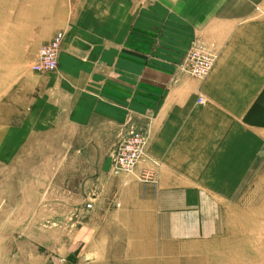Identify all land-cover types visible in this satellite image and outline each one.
Masks as SVG:
<instances>
[{"label": "crops", "instance_id": "crops-1", "mask_svg": "<svg viewBox=\"0 0 264 264\" xmlns=\"http://www.w3.org/2000/svg\"><path fill=\"white\" fill-rule=\"evenodd\" d=\"M6 9L17 10L7 24L38 45L64 33L57 69L32 74L24 117L27 137L48 134L49 152L81 165L79 176L46 183L49 206L66 211L52 223L60 236L48 264H210L225 203L264 163V0H17ZM197 37L217 53L204 79L178 67ZM131 127L149 136L135 175L150 169V182L109 173Z\"/></svg>", "mask_w": 264, "mask_h": 264}, {"label": "rangeland", "instance_id": "rangeland-1", "mask_svg": "<svg viewBox=\"0 0 264 264\" xmlns=\"http://www.w3.org/2000/svg\"><path fill=\"white\" fill-rule=\"evenodd\" d=\"M8 1L17 0H0V264H48V247L60 236L52 223L63 220L66 211L49 206L46 183L49 177L79 176L81 165L78 158L49 152L48 134L27 137L32 123H24L26 104L32 97V74L38 73L32 66L45 43L38 45L23 36V28L15 22L7 24L17 16V10L6 9ZM196 40L215 50L202 38ZM24 124L25 131L21 130ZM112 155L113 151L111 176H135L114 175ZM253 174L252 183L241 187L236 200L225 203L228 216L223 233L209 237L217 243L210 264H264V163Z\"/></svg>", "mask_w": 264, "mask_h": 264}, {"label": "built area", "instance_id": "built-area-1", "mask_svg": "<svg viewBox=\"0 0 264 264\" xmlns=\"http://www.w3.org/2000/svg\"><path fill=\"white\" fill-rule=\"evenodd\" d=\"M63 37V31H57L48 42L40 47L32 66L35 72L46 73L56 69L58 50ZM216 57L215 50L211 46L195 39L188 46L178 67L188 76L204 79L212 69ZM197 102L203 103L202 97H199ZM148 143L149 136L145 130L131 127L120 137L113 150L111 172L114 175L124 173L134 175L137 164L146 153ZM135 176L141 182L153 180V172L150 169H143Z\"/></svg>", "mask_w": 264, "mask_h": 264}]
</instances>
